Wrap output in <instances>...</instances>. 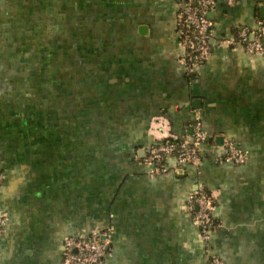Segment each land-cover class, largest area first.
<instances>
[{"label":"crops","instance_id":"0c3cea01","mask_svg":"<svg viewBox=\"0 0 264 264\" xmlns=\"http://www.w3.org/2000/svg\"><path fill=\"white\" fill-rule=\"evenodd\" d=\"M180 2L70 0L86 37L103 38L71 71L84 76L69 84V112L56 91L34 124L15 111L29 97L9 98L0 78V264H63L62 240L92 230L109 234L105 264H207L209 252L264 264V57L219 44L264 19V0H217L211 55L193 73L175 33ZM8 5L0 0V26ZM196 118L208 135L201 162L174 171L167 158V171L151 174L147 149L188 136ZM225 140L247 162L221 160ZM197 185L215 196L219 227L206 242L185 209Z\"/></svg>","mask_w":264,"mask_h":264},{"label":"built area","instance_id":"2783aa9c","mask_svg":"<svg viewBox=\"0 0 264 264\" xmlns=\"http://www.w3.org/2000/svg\"><path fill=\"white\" fill-rule=\"evenodd\" d=\"M217 0H181L176 16L175 33L182 51V63L186 73H193L211 55L213 22L208 12L216 6ZM219 44L235 49L242 47L250 55L264 57V19L256 21L255 27L242 26L232 36L222 37ZM191 133L187 136H169L163 142L151 145L143 158L151 174L167 171L165 161L172 158L174 171L185 165L197 166L201 162V150L207 139V132L196 118L188 126ZM224 154L219 158L226 162L244 164L248 160L245 150L234 142L225 140L222 144ZM2 173L0 172V183ZM185 209L190 213L192 223L197 227L201 238L206 242L209 233L219 227L214 219L215 196L202 185L191 189ZM9 216L0 213V235ZM109 234L92 230L86 234L66 236L62 242L63 264H105L109 251ZM207 264H226L212 252L208 253Z\"/></svg>","mask_w":264,"mask_h":264},{"label":"rangeland","instance_id":"374dc122","mask_svg":"<svg viewBox=\"0 0 264 264\" xmlns=\"http://www.w3.org/2000/svg\"><path fill=\"white\" fill-rule=\"evenodd\" d=\"M1 1L9 4L6 11L8 19L5 25L0 26V34L4 37L0 38V78L7 84L5 94L11 99L20 97V93L29 97L30 105L23 108L25 114L35 108L44 114V108L46 115L50 116L52 103L49 102L57 91L62 95L63 113L69 112L70 103L65 100H69V84L75 77L84 76L74 75L71 71L86 68L87 51H97L102 46L98 40H91L103 37L93 35L87 38L74 33L77 24L78 29L85 24L80 19L82 13L70 9V0H55L56 3L44 0V6L39 5L42 0ZM36 116H32L30 121L37 123ZM37 127L31 126L32 130ZM4 140L7 139L4 137ZM10 140L19 144L13 137H9Z\"/></svg>","mask_w":264,"mask_h":264},{"label":"trees","instance_id":"16d2710c","mask_svg":"<svg viewBox=\"0 0 264 264\" xmlns=\"http://www.w3.org/2000/svg\"><path fill=\"white\" fill-rule=\"evenodd\" d=\"M80 13H82V15H84L85 16V14H83L84 13V11L83 12H80ZM72 26H74L73 24L71 25V28H72ZM81 27H83V29H81ZM74 29H75V27H74ZM66 30V29H65ZM84 30H86V27L85 26H80V28L78 29V26H77V28L75 29V32L74 33H77V34H80V35H85L86 36V31H84ZM19 95V94H18ZM13 96H15V95H13ZM20 97H14L13 99H17V98H20V99H22L23 97L21 96V95H19ZM23 108L24 107H21L20 106V104L18 105V106H16V110L15 111H24L23 110ZM37 109L38 108H35V110L34 111H28V115H29V118H30V120H31V118H32V116L33 117H35L36 115V118L38 117V115L40 114V112L39 111H37ZM15 115H16V113H15ZM33 122H34V124H35V120H32ZM15 123H19V122H15ZM16 130V129H15Z\"/></svg>","mask_w":264,"mask_h":264},{"label":"flooded vegetation","instance_id":"af4514ba","mask_svg":"<svg viewBox=\"0 0 264 264\" xmlns=\"http://www.w3.org/2000/svg\"><path fill=\"white\" fill-rule=\"evenodd\" d=\"M64 240V239H63ZM63 240H62V242H63ZM61 247H62V243H61Z\"/></svg>","mask_w":264,"mask_h":264},{"label":"water","instance_id":"95a60500","mask_svg":"<svg viewBox=\"0 0 264 264\" xmlns=\"http://www.w3.org/2000/svg\"><path fill=\"white\" fill-rule=\"evenodd\" d=\"M207 139H208V137H207Z\"/></svg>","mask_w":264,"mask_h":264}]
</instances>
